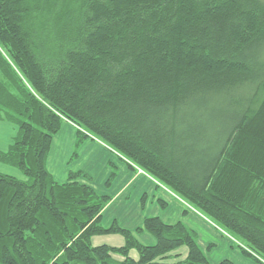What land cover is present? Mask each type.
<instances>
[{
	"label": "trees",
	"instance_id": "obj_1",
	"mask_svg": "<svg viewBox=\"0 0 264 264\" xmlns=\"http://www.w3.org/2000/svg\"><path fill=\"white\" fill-rule=\"evenodd\" d=\"M263 43V0H0V121L16 126L0 162L24 177L0 172V264H235L181 221L102 226L110 197L46 167L63 121L264 264ZM105 234L124 243L91 245Z\"/></svg>",
	"mask_w": 264,
	"mask_h": 264
},
{
	"label": "crops",
	"instance_id": "obj_2",
	"mask_svg": "<svg viewBox=\"0 0 264 264\" xmlns=\"http://www.w3.org/2000/svg\"><path fill=\"white\" fill-rule=\"evenodd\" d=\"M15 134V125L0 121V151L8 149ZM77 136L76 126L63 121L59 131L52 139L46 159V167L57 182L66 181L69 171H81L92 178L88 182L93 188L98 193H105L110 197L101 211L100 222L102 226L109 227L112 222H116L119 227L133 232L142 225L146 217L157 216L165 223L183 221L191 228H194L192 226L195 224L200 229L204 228L206 231L210 229L209 223L198 212L188 211L181 199L170 190L146 173L140 172L139 169H131L102 144L88 138L81 140L79 144L82 145V148L77 152L79 155L77 162L71 164L72 162H69L71 160L70 154L73 152L70 153V151L72 147L78 145L76 143ZM78 162H80V168L72 170V165ZM112 171H115V175L110 186L105 187L104 183ZM0 172L15 177L19 175L16 168L1 162ZM194 231L197 237V228H194ZM135 238L145 245L154 243L152 235L145 231L135 234ZM117 240L120 241V244L124 243L123 237H118ZM198 244L200 246L203 244L206 248L209 246L201 238ZM130 254L133 257L137 256L133 250Z\"/></svg>",
	"mask_w": 264,
	"mask_h": 264
},
{
	"label": "rangeland",
	"instance_id": "obj_3",
	"mask_svg": "<svg viewBox=\"0 0 264 264\" xmlns=\"http://www.w3.org/2000/svg\"><path fill=\"white\" fill-rule=\"evenodd\" d=\"M253 52H254L253 56H254V60L256 62L255 65H256V70L258 71V75L261 77H264V69H260V71H259V67H258L259 62H264V43L261 46L255 48L253 50ZM220 102L223 103L224 101L220 100ZM218 126L219 125L209 126V131L210 130L211 131L212 130H218ZM88 139L93 140L96 143L104 145L102 142H100L99 140H97L95 138L92 139L90 137ZM80 145L81 144H78L77 146L72 147V149L70 151V153L73 152L72 154H70L71 160L69 162H72L71 164H74L77 162V158L79 156L77 154V152H79L82 148V145H81V147H80ZM79 166H80V162H78L75 165H72L71 169L72 170L78 169V168H80ZM16 177L20 178V179L24 178L23 174L20 171H19V175H17ZM88 178H89V181L92 180L91 177H88ZM100 191H101V189H100ZM181 202L183 203V205H185V207L188 211H195L192 207L187 205L182 200H181ZM202 217L205 218L204 216H202ZM205 220L209 223L210 229L208 231H206L204 228L200 229L199 227H196L194 223H193L194 226H192V227L197 228V230H198L197 231L198 236L196 237L197 242L199 243V239L201 238V239H203V241H205L209 244V248H206L205 245H203V244H202L201 248L206 252V256L211 263H215V262H218V261L223 260V259H228V260L233 261L235 264H261V263L257 262L256 260H254L251 256H246L245 254H243L241 252V247H243V245L240 243V241L238 239H236V238L226 234L222 230H220L215 224L210 222L207 218H205ZM184 224L190 230L194 231V228H191L186 223H184ZM118 237L121 238L122 236L119 234H116V235H113V234L112 235H110V234L109 235H106V234L105 235H99V236L92 237L90 242H91V245L108 244L111 246H120L123 243L120 244V241L117 240ZM133 253H135V255H137L134 250H133Z\"/></svg>",
	"mask_w": 264,
	"mask_h": 264
}]
</instances>
